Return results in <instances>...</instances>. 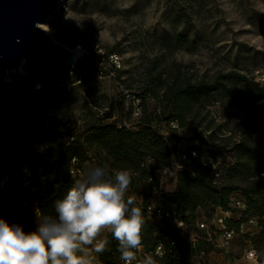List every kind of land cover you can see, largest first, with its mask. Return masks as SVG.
<instances>
[{"label": "trees", "instance_id": "obj_1", "mask_svg": "<svg viewBox=\"0 0 264 264\" xmlns=\"http://www.w3.org/2000/svg\"><path fill=\"white\" fill-rule=\"evenodd\" d=\"M88 59V56L80 58L79 68L87 67ZM142 74L143 86L138 90L164 103L163 118L144 114L140 127L133 131L116 122L105 123L98 117L84 128L83 138L77 136L70 144L62 142L60 126L62 119L70 115L68 108L61 107L72 99V90L60 86L55 75L43 78L39 82L41 87L36 89L35 80L40 75L35 70L25 75L12 73L9 80L0 78V217L31 230L34 220L27 217L32 213L22 210V198H28L32 205L36 203L40 212L52 213L54 201L61 198L73 182L72 159L76 157L84 162L89 159V153L97 158V164L107 163L110 170L139 171L141 191L144 201L148 202L151 198L148 177L160 165L172 166L170 146L153 122L171 119L182 126L197 122L211 130L213 122L207 121L204 110L213 91L236 94L246 110L247 127L243 135L241 132L238 143L231 140L237 130H230L232 136L227 147H233L234 162L227 167L220 183H214L210 169L202 164L195 166L193 176L178 171L177 187L166 196L178 204V215L187 228L199 218L197 208L210 204L213 212L217 207L227 209L230 195L236 191L243 192L251 213L262 214L264 180L259 177L260 172H264V87L237 70L216 72L212 76L206 72L196 75L182 63L169 61L166 54L152 58ZM125 86L131 88L130 83ZM171 139L173 144L177 136L173 134ZM97 149L104 151L106 157L99 159ZM199 154L202 155L200 151ZM239 181L245 185L241 186ZM229 227L239 231L240 223H230ZM142 236V244L147 249L175 240L164 264H194L192 256L203 247L193 248L176 224L168 220L163 224L144 220ZM240 238L246 244L254 240L248 232ZM116 247L114 240L109 250L99 256L100 264H121ZM230 252L234 254L232 248Z\"/></svg>", "mask_w": 264, "mask_h": 264}, {"label": "rangeland", "instance_id": "obj_2", "mask_svg": "<svg viewBox=\"0 0 264 264\" xmlns=\"http://www.w3.org/2000/svg\"><path fill=\"white\" fill-rule=\"evenodd\" d=\"M40 25L69 49L82 44L78 60L88 56L89 65L84 69L77 64L35 69L23 61L19 69L0 74V78L9 80L12 73L25 75L35 70L40 75L35 80L38 84L55 75L60 86L74 92L61 107L68 108L70 115L62 119L60 129L65 127L67 133L82 138L84 128L98 117L135 131L144 114L161 116L164 103L138 90L143 86V69L158 54H166L169 61L182 63L196 75L237 70L255 83V71L264 72V0H61ZM110 53L116 54L113 58L118 62L111 60ZM129 83L131 88L125 86ZM204 113L213 122L211 130L191 121L183 126L171 119L153 123L186 139L203 156L223 154L230 130H237L231 139L237 143L247 127L246 110L236 94L213 91ZM97 156L103 159L106 153L97 149ZM172 178L164 184L166 191L177 187L176 177ZM135 183L137 190L142 189V183ZM212 207L197 208L196 215L205 218ZM26 212L35 215V208L30 206ZM235 241L231 248L238 256L246 243L243 238Z\"/></svg>", "mask_w": 264, "mask_h": 264}, {"label": "clouds", "instance_id": "obj_3", "mask_svg": "<svg viewBox=\"0 0 264 264\" xmlns=\"http://www.w3.org/2000/svg\"><path fill=\"white\" fill-rule=\"evenodd\" d=\"M131 172L91 164L54 201L52 213L35 212L34 227L0 217V264H100L110 239L123 264H134L143 244L144 218L127 195ZM139 264H156L152 255Z\"/></svg>", "mask_w": 264, "mask_h": 264}, {"label": "built area", "instance_id": "obj_4", "mask_svg": "<svg viewBox=\"0 0 264 264\" xmlns=\"http://www.w3.org/2000/svg\"><path fill=\"white\" fill-rule=\"evenodd\" d=\"M78 47L80 49L84 48L82 44ZM115 55L110 53L111 60L114 63L118 62L117 58H113L116 57ZM255 79L260 86L264 87L263 71L256 70ZM40 87V83L35 84L36 89ZM171 123L173 124V122ZM173 125L176 126L175 124ZM68 127L72 129V124L68 123ZM154 127L170 146L172 166L160 165L148 177L147 182L151 192V198L148 202L144 201L143 193L141 189L137 190L138 187L135 183V180L142 183L140 172L130 171L131 183L127 195L135 198L136 203L134 206L141 208L144 220L157 224H163L164 220L171 221L176 224L180 234L190 241L193 248H196L197 245H202L203 247L192 256L194 264H264V211L262 214L261 212L251 213L243 192H233L230 195V203L227 209L217 207L209 218H197L195 223L188 227V231H185L187 225L178 215V204L167 198L166 193L169 191L164 189L165 182L172 177L175 178L178 171L182 170L193 176L197 164L208 167L214 183H220L227 167L234 162L232 146L227 147L223 154L203 156L199 154L196 146L188 144L186 139H180L178 138L179 136L172 144L170 142V140L172 141L170 138L172 135L159 122L155 123ZM62 132L61 140L65 144H70L77 138V133H67L65 127L62 128ZM239 141L238 139L237 143ZM92 163L97 164V158L92 153H89V159L84 162L74 157L70 165L71 175L73 177L81 175L86 166ZM259 178L264 180V172H260ZM30 206L35 208V212L39 211L36 203L32 205L28 198L23 197L21 200L22 210L26 212ZM30 216L34 218L35 215H27V217ZM230 223H240V230L237 231L235 228H230ZM191 227L192 229L190 230ZM251 228H254L255 231L251 230ZM247 232L254 236V240L247 243L238 256L231 253L230 249L234 241ZM109 239L111 242L114 241L111 237ZM175 243V240H171L168 245L160 242L152 249H147L143 245L141 250L137 252V261L134 264H139L147 255H152L156 260V264H164L165 257L171 253V246L175 245ZM117 260L123 264L119 258Z\"/></svg>", "mask_w": 264, "mask_h": 264}, {"label": "water", "instance_id": "obj_5", "mask_svg": "<svg viewBox=\"0 0 264 264\" xmlns=\"http://www.w3.org/2000/svg\"><path fill=\"white\" fill-rule=\"evenodd\" d=\"M61 0H0V74L19 69L75 66L74 49L58 43L40 25Z\"/></svg>", "mask_w": 264, "mask_h": 264}, {"label": "bare ground", "instance_id": "obj_6", "mask_svg": "<svg viewBox=\"0 0 264 264\" xmlns=\"http://www.w3.org/2000/svg\"><path fill=\"white\" fill-rule=\"evenodd\" d=\"M44 27H46L45 25H44ZM75 51H76V54H77V58H79V57H81L82 56V49H79V48H76V49H74Z\"/></svg>", "mask_w": 264, "mask_h": 264}, {"label": "crops", "instance_id": "obj_7", "mask_svg": "<svg viewBox=\"0 0 264 264\" xmlns=\"http://www.w3.org/2000/svg\"><path fill=\"white\" fill-rule=\"evenodd\" d=\"M171 191H173V190H171Z\"/></svg>", "mask_w": 264, "mask_h": 264}]
</instances>
